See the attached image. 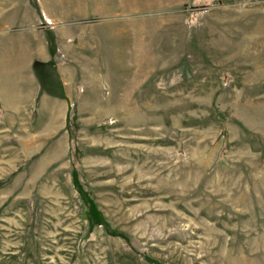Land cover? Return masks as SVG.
<instances>
[{"label":"rangeland","instance_id":"rangeland-1","mask_svg":"<svg viewBox=\"0 0 264 264\" xmlns=\"http://www.w3.org/2000/svg\"><path fill=\"white\" fill-rule=\"evenodd\" d=\"M2 13L0 264H264V0ZM68 28L65 114L54 68L20 73L10 48Z\"/></svg>","mask_w":264,"mask_h":264},{"label":"crops","instance_id":"crops-1","mask_svg":"<svg viewBox=\"0 0 264 264\" xmlns=\"http://www.w3.org/2000/svg\"><path fill=\"white\" fill-rule=\"evenodd\" d=\"M4 20H5L4 15L2 13V14H0V28L4 29V28L10 27L12 25L11 20L9 22H6V20L4 22ZM76 29H72V28H68V30L67 29H59V30H56L57 33H54L51 31L47 32V33L52 34V36H53L52 37V39H53L52 46H51V43L40 44V45L34 44L33 45L32 43H28V42H25V43L20 42V43H13V44L11 43V48H10V51L17 50L20 52L19 53V52L15 51L17 53V55L20 56V58H19V60H17V58H16V61L14 64V66H20L21 67L20 73H27L28 68L32 67L33 69H35L36 66H40L43 68H46V67H53L54 68V71L57 73L56 74L57 79H56V81L54 80L53 82H54V85L56 86V89L57 88L58 89L57 90L52 89V91H51L48 88H46L45 90L43 89V91H47L49 93V94H47L45 99L46 98L47 99L48 98L54 99L55 102L57 100H59V101L65 100L66 101L65 105H64V109H65L64 113L65 114L67 113V108H68L67 99H70L71 92H73V96H74L73 98H77L79 96V94L77 92L78 87H77L76 80L71 78V77H68V76H71L70 74L67 76L66 75L67 72L64 69H61L60 65L54 64V58H55L57 50L59 49L57 47V45L62 44L61 40L63 38L65 39L67 37L68 31L73 32L72 35H74L77 31ZM21 35H24V33ZM69 36H71V35H69ZM68 47H69L68 49H71L72 46L69 44ZM21 51L26 52V54H24ZM29 51H34V54L33 55L30 54ZM50 51H51V53H50ZM29 56H31V57H29ZM60 63H62V62H60ZM90 88H91L90 86H87L85 84V86L82 87V90L87 92V90H91ZM54 91H57V92L54 94H50V92H54ZM36 93L37 92H34L35 96H36ZM13 95H14V97L11 100L14 103L12 104L11 102H9L10 105H13L12 107L23 106L24 101L19 103L17 100H19L20 97L19 98L16 97V93H14ZM80 97L84 98V97H88V95L81 94ZM29 99H31V98H29ZM20 100H21V98H20ZM28 102H30V100H28ZM27 105H29V104H27Z\"/></svg>","mask_w":264,"mask_h":264}]
</instances>
